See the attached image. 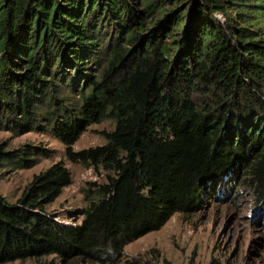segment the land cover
Returning a JSON list of instances; mask_svg holds the SVG:
<instances>
[{"label": "trees", "instance_id": "trees-1", "mask_svg": "<svg viewBox=\"0 0 264 264\" xmlns=\"http://www.w3.org/2000/svg\"><path fill=\"white\" fill-rule=\"evenodd\" d=\"M179 1L0 0V131H42L43 120L68 162L104 175L86 183L73 227L44 213L71 183L61 163L15 203L0 196V264H115L126 245L196 210L229 174L264 210V41L247 29L264 0H194L185 16ZM63 68L72 72L63 77ZM104 120L113 126L103 145L71 150ZM5 148L0 167L48 157Z\"/></svg>", "mask_w": 264, "mask_h": 264}, {"label": "rangeland", "instance_id": "rangeland-1", "mask_svg": "<svg viewBox=\"0 0 264 264\" xmlns=\"http://www.w3.org/2000/svg\"><path fill=\"white\" fill-rule=\"evenodd\" d=\"M192 3V0H183L176 2L175 7L185 8V16L191 10ZM155 16L154 14L153 18ZM214 18L224 27V17L215 14ZM183 26L184 24L176 30V36L181 35ZM247 29L253 33V37L257 36L264 41V15L256 24L253 22L252 28ZM70 72L72 70L63 68V77ZM89 75L93 76L94 73ZM55 84L62 87L65 83H59L57 80ZM62 91L75 101L76 92L71 94L67 89ZM196 97L200 96H192L193 100ZM203 97L205 100L211 98L209 95ZM45 124L43 120H39L38 125L42 126V131L20 135H14L9 130L0 131V144L3 143L7 151H18L24 146H32L48 152L47 158H38L29 169L0 167V196L7 204L15 203L34 176L53 164L61 163L69 171L71 183L62 189L51 204L44 207V213L60 226L73 227L80 219L74 212L82 210L85 206L83 191L86 189V183H103L104 175L102 172L94 174L90 168L68 162L64 154L65 148L47 131ZM112 126L110 120L88 126L71 146V150L77 152L103 145L105 140L102 134L109 132ZM233 177L231 174L222 176L223 179L219 178L216 186L206 188L201 205L196 210L184 215H173L159 230L126 245L121 259L115 264H125L126 261L144 264H162L163 261L169 264H209L210 261H215L216 264H264V210L259 207L248 184L242 182L241 175L238 174L235 180ZM228 179L231 181L227 182ZM51 262L80 264L65 263L51 257L8 264Z\"/></svg>", "mask_w": 264, "mask_h": 264}, {"label": "water", "instance_id": "water-1", "mask_svg": "<svg viewBox=\"0 0 264 264\" xmlns=\"http://www.w3.org/2000/svg\"><path fill=\"white\" fill-rule=\"evenodd\" d=\"M194 0H192V2H193ZM193 4V3H192Z\"/></svg>", "mask_w": 264, "mask_h": 264}]
</instances>
